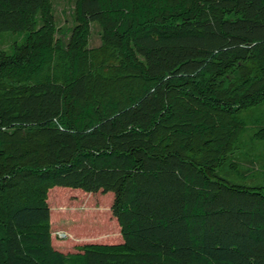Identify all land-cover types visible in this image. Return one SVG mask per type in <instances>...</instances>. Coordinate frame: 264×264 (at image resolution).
<instances>
[{
  "label": "trees",
  "instance_id": "16d2710c",
  "mask_svg": "<svg viewBox=\"0 0 264 264\" xmlns=\"http://www.w3.org/2000/svg\"><path fill=\"white\" fill-rule=\"evenodd\" d=\"M3 31L0 264H264V0H75L66 40L53 0H0ZM55 186L112 191L122 241L57 249Z\"/></svg>",
  "mask_w": 264,
  "mask_h": 264
},
{
  "label": "rangeland",
  "instance_id": "374dc122",
  "mask_svg": "<svg viewBox=\"0 0 264 264\" xmlns=\"http://www.w3.org/2000/svg\"><path fill=\"white\" fill-rule=\"evenodd\" d=\"M54 12L58 24L62 26L60 35L65 40L73 24V10L75 0H53ZM26 32L3 31L0 33V48L10 49L14 42L22 43ZM101 43V27L97 22L92 24L90 46ZM257 118L256 122L248 121L242 135V146L246 153L257 157H264V139H256L254 132L264 120V104L254 107L250 113ZM258 182H264V170L256 172ZM57 192L49 196L48 201L53 209L52 230L53 243L57 249L64 252L76 251V245L86 242H119L122 234L118 220L112 213L114 193L87 192L79 188L55 186ZM59 193L65 194L67 199L57 201ZM62 231L67 236L57 235Z\"/></svg>",
  "mask_w": 264,
  "mask_h": 264
},
{
  "label": "built area",
  "instance_id": "2783aa9c",
  "mask_svg": "<svg viewBox=\"0 0 264 264\" xmlns=\"http://www.w3.org/2000/svg\"><path fill=\"white\" fill-rule=\"evenodd\" d=\"M57 235L61 236V237L67 236V234L65 232H62V231H57Z\"/></svg>",
  "mask_w": 264,
  "mask_h": 264
}]
</instances>
